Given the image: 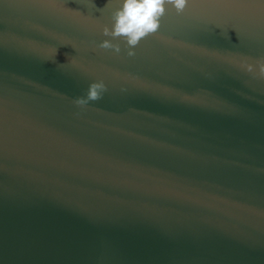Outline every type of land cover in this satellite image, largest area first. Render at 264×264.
Wrapping results in <instances>:
<instances>
[{"label":"water","instance_id":"obj_1","mask_svg":"<svg viewBox=\"0 0 264 264\" xmlns=\"http://www.w3.org/2000/svg\"><path fill=\"white\" fill-rule=\"evenodd\" d=\"M120 2L0 0V264H264V0Z\"/></svg>","mask_w":264,"mask_h":264},{"label":"clouds","instance_id":"obj_2","mask_svg":"<svg viewBox=\"0 0 264 264\" xmlns=\"http://www.w3.org/2000/svg\"><path fill=\"white\" fill-rule=\"evenodd\" d=\"M189 0H121L119 7L112 12V27H104L102 35L119 39L125 42L127 55H135L134 49L141 40L158 32L161 19L165 16L168 8H172L179 15L188 6ZM99 48L111 50L115 54L121 51L119 44H113L104 40L98 45ZM240 67L254 78L264 80V58L253 63L243 62ZM104 83L94 82L88 86L86 96L74 100L75 105L83 108L90 101L95 102L102 98L106 91Z\"/></svg>","mask_w":264,"mask_h":264}]
</instances>
